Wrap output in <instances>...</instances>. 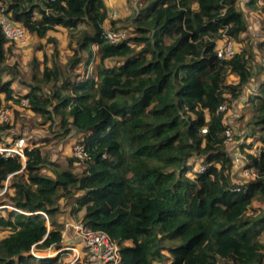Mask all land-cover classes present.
I'll use <instances>...</instances> for the list:
<instances>
[{"label":"trees","instance_id":"trees-1","mask_svg":"<svg viewBox=\"0 0 264 264\" xmlns=\"http://www.w3.org/2000/svg\"><path fill=\"white\" fill-rule=\"evenodd\" d=\"M1 6L39 38L58 26L76 37L68 66L86 68L96 55L98 61L81 77L45 63L40 81L58 82L49 96L36 85L14 95L11 81L0 77V109L4 101L27 99L33 112L59 116L64 133L75 130L86 152L82 172L49 161L37 142L28 144L24 163L0 155V187L11 176L6 198L13 206L0 213V229L8 231L0 236V264H66L61 201L70 214L81 213L85 229L117 243L120 264H264V208L252 206L264 201V151L255 154L257 144L264 150V83L247 99L250 143L240 146L244 166L259 177L241 186L217 110L264 72L245 47L229 58L216 55L222 32L240 41L247 30L236 0H139L119 26H109H132L116 42L103 34L104 0H0ZM262 28L257 48L264 51ZM12 45L0 27V63ZM228 75L235 82H226ZM9 129L0 121V142ZM48 249L57 253H36Z\"/></svg>","mask_w":264,"mask_h":264},{"label":"rangeland","instance_id":"rangeland-1","mask_svg":"<svg viewBox=\"0 0 264 264\" xmlns=\"http://www.w3.org/2000/svg\"><path fill=\"white\" fill-rule=\"evenodd\" d=\"M106 6L111 5L114 11L113 16H108L104 21V28L113 24L119 26L121 18L128 14L134 7H137L139 0H104ZM247 0H236L238 8L243 12V15L247 22V30L241 33L240 41H235L232 38V44L234 49L240 46L245 47L253 52V57L256 62H264V51L257 48L258 40L263 37V24H264V9L262 8L264 1L257 0L255 6L246 5ZM113 21V22H111ZM132 30V26L125 27V31L129 34ZM220 43V41H219ZM76 37H70L67 30L58 26L55 30H50L47 34L39 38L29 33L27 43L21 46L12 45L5 52V59L0 63V68H6L1 71L0 77L3 81H11V87L13 94L25 93L30 86L36 85L41 87V92L45 96H49L54 86L58 82H51L44 84L40 81L42 77V67L46 64H58L63 74H71L76 77H81L84 74H90L92 72L95 63L98 61L96 55L94 59L85 68L84 63L80 62L73 67L68 66L69 58L75 54L74 51L77 48ZM79 53H84L79 50ZM253 65V64H252ZM253 69L256 66L253 65ZM226 82H235V76L228 75ZM264 83V72L252 76L249 81L242 86L238 98L229 100L225 108L220 111L223 113V121L226 127L231 132V139L229 143L225 144V149L232 159L239 154L238 161H233L232 165V177L233 180L240 179V171L242 167L247 163L246 148L242 149L241 144L243 142L250 143L249 139H246V135L250 133L247 122L249 121L253 108L247 101L250 94L259 92V86ZM3 97V95H1ZM2 108L10 109L9 126L10 129L3 131L1 137L20 135L29 144L31 142H37L42 152L49 159V161L57 164L61 168L72 167L75 172H82L85 170V163L82 161L75 162L70 161L73 158V143L79 138V134L75 130H70L69 133H64V130L59 125V116L52 113L51 118L47 119L45 116H41L33 112L27 106H22L13 101H4ZM51 109V107H49ZM254 140V138H251ZM261 146V145H260ZM259 144L256 145V148ZM238 153V154H237ZM24 163V162H23ZM43 174H50L48 168L42 170ZM12 178L8 176L0 187V213L5 214L2 209H13V206L6 198L12 191H8V186L11 184ZM4 203V204H3ZM65 201H61L63 208V214L58 218L65 224L80 223L79 214H70L69 207L64 206ZM253 207L257 209L264 208V201H253ZM5 207V208H4ZM65 226V225H64ZM65 229V227H64ZM71 227V232L66 233L63 237L66 247L72 244L70 236H75L73 239L74 246L78 249L81 248V238L77 235L76 231ZM64 231V230H63ZM64 233V232H63ZM8 234L7 230L0 229V236ZM69 234V235H68ZM60 259L66 264H84L86 259H80L79 261L73 260L72 250L64 247L62 249ZM34 252V251H33ZM37 254L55 255L57 252L53 249H48L42 253ZM98 264V263H89Z\"/></svg>","mask_w":264,"mask_h":264},{"label":"built area","instance_id":"built-area-1","mask_svg":"<svg viewBox=\"0 0 264 264\" xmlns=\"http://www.w3.org/2000/svg\"><path fill=\"white\" fill-rule=\"evenodd\" d=\"M108 16H113L114 11L111 5L107 6ZM0 27L5 34V36L14 41L17 45H25L27 43L29 32L27 28L11 19H9L6 14L3 12V6L0 7ZM103 34L109 42H116L125 38L126 31L123 28H104ZM220 41V43H219ZM234 47L232 41L228 35L222 32L221 39L217 40L215 51L216 55L219 58H229L233 55ZM20 103L22 106H27V99H21ZM225 108L224 104L219 105L218 111H222ZM10 118V109L5 107L0 109V121L8 122ZM201 131L206 132V128L203 127ZM225 140L224 144L229 143L231 139V132L228 127L224 130ZM28 147V143L23 137L15 138L14 136H7L4 141L0 142V155L3 157H15L18 156L22 162H25V149ZM73 156H75L79 161H84L86 158V152L84 146L79 142H74L73 147ZM263 146L257 147L255 149V154L259 155L263 152ZM238 154V153H237ZM237 157L233 158V161H238ZM240 179L235 182L238 186L243 185L244 183L254 180L259 177L258 172L253 167L243 166L240 171ZM72 227L77 235L81 238V248L70 244L68 247H65L72 250L73 257L75 261L80 259H86L89 263H98V264H120L121 257L119 252V246L112 238L104 231H95L90 229H85L81 223L66 224L65 228ZM64 235V234H63ZM72 242V241H71ZM34 253V252H32ZM35 254V253H34ZM37 255V254H36ZM48 256H51L50 254ZM86 261H83L86 264Z\"/></svg>","mask_w":264,"mask_h":264},{"label":"crops","instance_id":"crops-1","mask_svg":"<svg viewBox=\"0 0 264 264\" xmlns=\"http://www.w3.org/2000/svg\"><path fill=\"white\" fill-rule=\"evenodd\" d=\"M65 225H66V224H65ZM70 229H71V227H68L67 229L65 228L64 231H63V232H64L63 234L65 235V232H66V233H68V232L70 233V231H71ZM72 230H73V229H72ZM71 232H73V231H71ZM64 235H63V236H64ZM68 235H69V234H68ZM74 237H75V236H70V239L68 240V241H72L73 246H74V242H73Z\"/></svg>","mask_w":264,"mask_h":264}]
</instances>
